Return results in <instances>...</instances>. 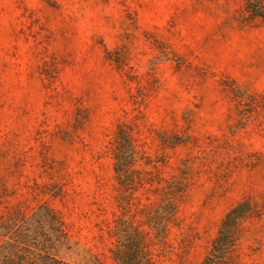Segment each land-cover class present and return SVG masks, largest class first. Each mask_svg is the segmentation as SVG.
Masks as SVG:
<instances>
[{
    "label": "rangeland",
    "instance_id": "rangeland-1",
    "mask_svg": "<svg viewBox=\"0 0 264 264\" xmlns=\"http://www.w3.org/2000/svg\"><path fill=\"white\" fill-rule=\"evenodd\" d=\"M0 264H264V0H0Z\"/></svg>",
    "mask_w": 264,
    "mask_h": 264
}]
</instances>
